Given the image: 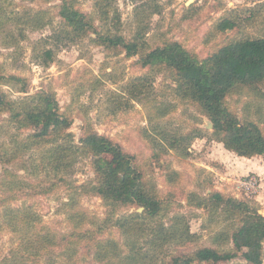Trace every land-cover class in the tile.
Returning a JSON list of instances; mask_svg holds the SVG:
<instances>
[{"label": "rangeland", "instance_id": "rangeland-1", "mask_svg": "<svg viewBox=\"0 0 264 264\" xmlns=\"http://www.w3.org/2000/svg\"><path fill=\"white\" fill-rule=\"evenodd\" d=\"M189 1L74 0L76 7L94 19L103 32L112 30L128 39L145 33L144 38L151 47L178 41L200 59L207 58L232 38L264 35V0H194L188 4ZM155 4L160 7L159 13L153 11ZM61 5V0H0V22L4 24L0 27V70L6 76L0 82V89L15 101L42 90L52 92L73 120L68 132L74 134L77 143L89 123L100 134L136 155L137 163L144 166L152 193L164 205L160 221L166 226L180 225L181 228L188 223L190 232L196 235L183 244L171 245V252L189 253L202 246H218L217 234L231 228L232 221L224 214L215 210L212 217L206 208L192 203L194 195L209 197L211 192H222L250 202L264 215V157L239 156L225 148L213 135L210 119L198 105L176 92V80L167 71L153 73L150 94L126 101L127 85L150 70L139 65L138 57L128 58L123 49L102 46L92 32L84 37L67 35L60 16ZM101 7L108 9V19L101 18ZM26 11L41 12L44 26L27 27L25 21L30 18H20ZM225 17L236 19L239 25L227 32H218L216 25ZM49 49L53 50V59L46 66L43 54ZM9 76L22 78L28 92H20L22 85L7 80ZM228 104L241 120H253L264 131V84L257 92L232 93ZM199 128L205 135L193 140L189 157L161 147L162 135L156 131L189 135ZM35 130L18 131L7 113L0 115V144H5L4 149L9 153L18 151V144L12 141L15 136L21 142ZM51 146H34L22 151V161L0 162V198L9 199L11 194L18 193L6 192L1 185L9 170L26 186L6 206L25 207L38 215L36 229L43 235L50 232L61 236L72 232L74 226L69 223V214L75 208L82 209L91 221L103 222L108 206L99 196L81 187L97 183L92 157L75 156L74 166L62 175L49 163ZM60 177L67 178V182ZM248 179H254L257 187L248 189L245 185ZM4 208L0 205V261L21 242L19 234L6 226ZM136 210L143 212L142 207ZM132 211L135 208L124 207L116 214ZM104 236L120 240L121 249L129 250L123 245L124 237L119 230H108ZM90 244L81 239L65 244L68 255L61 260L66 264H102ZM65 252L55 249L56 256ZM39 260L38 264H44L43 257ZM240 262L244 260L238 258L219 264Z\"/></svg>", "mask_w": 264, "mask_h": 264}, {"label": "trees", "instance_id": "trees-1", "mask_svg": "<svg viewBox=\"0 0 264 264\" xmlns=\"http://www.w3.org/2000/svg\"><path fill=\"white\" fill-rule=\"evenodd\" d=\"M61 1L60 16L67 35L84 37L92 32L94 39L102 46L111 50L123 49L128 58L138 57L139 65L150 70L127 85L129 96L126 101L139 100L150 94L153 90V73L167 71L176 80V92L198 105L210 119L213 135L225 148L239 156L264 157V131L260 125L250 119L241 120L228 104V96L232 93L239 90L257 92L264 84V35L232 38L207 58L200 59L178 41L151 47L144 38L145 33L128 39L112 30L103 32L98 29L94 19L76 7L74 0ZM153 8L155 13H159L158 4ZM100 10L101 18L108 19V9L101 7ZM20 18H30L24 20L27 27L38 29L45 24L41 12L32 14L26 11ZM238 25L236 19L225 17L216 25V30L227 32ZM3 26V22H0V27ZM43 57L44 65H49L53 50H45ZM5 79L0 70V82ZM7 80L22 85L20 92H28L22 78L9 76ZM3 113L9 115L10 123H15L18 131L25 128L36 130L21 142L16 136L12 139L18 144L17 152L9 153L5 150L6 145L0 144V150L3 149L0 162L22 161V151L48 144L52 145L49 148V163L54 171L63 175L74 166L77 160L74 162L75 156L90 155L97 183L81 187L99 196L109 209L103 222L98 223L97 220L91 221L82 209L75 208L69 214V223L74 226L72 232L61 236L50 232L43 235L40 229H36L38 215L25 207L6 206L26 186L18 175L7 170L6 179L1 185L6 192L18 193L11 194L9 199L1 197L0 205L5 206L3 217L6 226L19 234L21 242L4 256L0 264H38L42 257L44 264H66L61 260L68 255L63 246L74 243L76 239L90 242L91 249L95 250V256L102 264H219L238 258L243 259L244 263L236 264H264V215L250 202L218 191L209 193V197L192 196V203L206 208L212 217H215V210L224 214L226 219L232 221L231 228L217 234L218 246H202L189 253L171 252V245L183 244L196 235L190 232L188 223L181 228L180 225L166 226L160 221L164 205L152 193L144 166L137 163L136 155L100 134L89 123L84 126L83 136L77 143L74 134L68 132L72 118L62 110L54 94L49 91H38L15 101L0 89V115ZM156 131L162 135L161 141L164 143H161V147L181 157H189L193 140L205 135L200 128L189 135ZM24 168L27 169L26 165ZM60 178L62 181L67 179ZM124 207L135 208V211L118 216L116 212ZM140 207L143 212L136 210ZM111 229L119 230L124 237L123 245L129 247L128 251L121 249L120 240L104 236ZM57 248L66 251L64 255L56 256Z\"/></svg>", "mask_w": 264, "mask_h": 264}, {"label": "built area", "instance_id": "built-area-1", "mask_svg": "<svg viewBox=\"0 0 264 264\" xmlns=\"http://www.w3.org/2000/svg\"><path fill=\"white\" fill-rule=\"evenodd\" d=\"M245 185L248 189H252L257 187V182L254 179H248L245 181Z\"/></svg>", "mask_w": 264, "mask_h": 264}, {"label": "water", "instance_id": "water-1", "mask_svg": "<svg viewBox=\"0 0 264 264\" xmlns=\"http://www.w3.org/2000/svg\"><path fill=\"white\" fill-rule=\"evenodd\" d=\"M193 1H194V0H190V1L188 2V4L192 3ZM210 125H211V128H213V124L211 123Z\"/></svg>", "mask_w": 264, "mask_h": 264}]
</instances>
